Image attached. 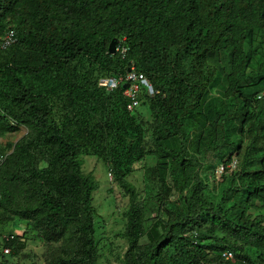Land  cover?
I'll use <instances>...</instances> for the list:
<instances>
[{"label": "trees", "instance_id": "1", "mask_svg": "<svg viewBox=\"0 0 264 264\" xmlns=\"http://www.w3.org/2000/svg\"><path fill=\"white\" fill-rule=\"evenodd\" d=\"M10 29L0 140L27 132L0 141L1 257L35 231L73 241L48 264H97L94 156L127 196L122 264H264V0H0ZM130 67L154 91L132 110L100 83Z\"/></svg>", "mask_w": 264, "mask_h": 264}, {"label": "rangeland", "instance_id": "2", "mask_svg": "<svg viewBox=\"0 0 264 264\" xmlns=\"http://www.w3.org/2000/svg\"><path fill=\"white\" fill-rule=\"evenodd\" d=\"M26 129L22 128L14 133H9L1 138L2 144L7 142L16 141L22 134L26 133ZM83 162L84 172H92L95 179L98 182V189L94 195V205L98 202V213L101 216V220L96 218L97 226V251L98 259L97 264H122V258L124 252L127 250L126 240L120 236V233L124 229L125 215L124 212L127 208V196H125L120 189L114 188L113 191H108V188L104 189L110 179L109 175L104 174V164L100 160H96L94 156H86ZM129 180L139 189V178L133 176ZM104 189V190H103ZM98 198V199H97ZM5 236V230L0 235L1 238ZM147 236L144 235L140 239L141 246L147 243ZM61 246H73V241L66 239L65 244L62 242H43L40 240L35 231L29 232L27 237L19 240V249L16 253L1 257L0 264H48V260L54 250H58Z\"/></svg>", "mask_w": 264, "mask_h": 264}, {"label": "built area", "instance_id": "3", "mask_svg": "<svg viewBox=\"0 0 264 264\" xmlns=\"http://www.w3.org/2000/svg\"><path fill=\"white\" fill-rule=\"evenodd\" d=\"M15 42V32L13 29L8 30L2 37L1 42V48H6L13 44ZM115 49L118 51L123 52L124 47L121 46V44H118ZM123 81L125 84H127L124 88V95L127 97V108L129 110L134 109L139 105V93L142 89V85L147 88V93L152 95L154 93L153 88L151 84L148 82L146 77L143 73L136 71L133 67H130V69L127 71V73L124 75V77H120L119 79L115 78H108L105 79V85L109 88L116 87L119 82ZM193 237L196 236V232L192 234ZM3 252L8 253L10 252V249L8 247H5L3 249ZM222 257L224 259H230L233 258V253L230 250H225L222 252Z\"/></svg>", "mask_w": 264, "mask_h": 264}, {"label": "clouds", "instance_id": "4", "mask_svg": "<svg viewBox=\"0 0 264 264\" xmlns=\"http://www.w3.org/2000/svg\"><path fill=\"white\" fill-rule=\"evenodd\" d=\"M6 32H7V31H6ZM6 32H5V33H6ZM5 33H4V34H5ZM4 34H3V35H4ZM2 37H3V36H2ZM2 37H1V41H0V46H1V42H2ZM15 40H16V38H15ZM118 44H121V43H120V42H117L116 44H114V51H115V52H118V51H119V50L117 51V50L115 49V47H116ZM11 45H12V44H11ZM11 45H10V46H11ZM121 46L124 47V44H121ZM8 47H9V46H8ZM0 48H1V47H0ZM6 48H7V47H6ZM124 48H125V47H124ZM1 49H5V48H1ZM115 52H114V53H115ZM114 53H113V54H114ZM105 79H108V78H103V79L100 80V83H101V84H104V86H106V85H105ZM126 85H127V84L124 85V88H125ZM106 88H109V87L106 86ZM113 88H115V87H113ZM109 89H112V88H109ZM260 95H261V94H260ZM125 97H126V96H125ZM258 97H259V96H258ZM126 98H127V97H126ZM235 167H236V160H232V161L228 164L229 171H232L233 168H235ZM224 171H225V169H224V166H223V165H219V166H217L216 169H215V178H216L217 180H220V175H221V173L224 172ZM194 232H195V231H192V234H193ZM196 235H197V234H196ZM8 237H9V238H12L13 236H12V235L6 236V234H5V236H3L2 238H4V239L6 238V240H7ZM5 247H8V248L10 249L11 254L13 255V253H12V252H13L12 248L9 247V246H7V245H5V246H1V250H2V252H3V249H4ZM224 251H225V250H224ZM230 251H231V250H230ZM10 252H8V253L3 252V254L6 255V256H8V255H10V254H9ZM231 252H232V251H231ZM232 253H233V252H232Z\"/></svg>", "mask_w": 264, "mask_h": 264}, {"label": "water", "instance_id": "5", "mask_svg": "<svg viewBox=\"0 0 264 264\" xmlns=\"http://www.w3.org/2000/svg\"><path fill=\"white\" fill-rule=\"evenodd\" d=\"M108 51L109 53L113 54L115 51H114V44L113 43H110L109 47H108Z\"/></svg>", "mask_w": 264, "mask_h": 264}]
</instances>
